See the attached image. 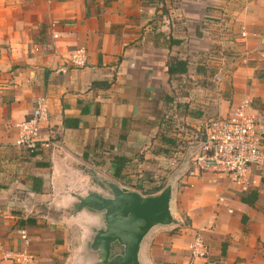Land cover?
Instances as JSON below:
<instances>
[{
  "label": "crops",
  "instance_id": "obj_1",
  "mask_svg": "<svg viewBox=\"0 0 264 264\" xmlns=\"http://www.w3.org/2000/svg\"><path fill=\"white\" fill-rule=\"evenodd\" d=\"M80 47L86 63L74 67ZM172 57L186 72L169 76ZM243 98L264 126V0H0V264H97L103 213L76 205L105 195L102 162L113 175L115 156L132 160L153 142L160 156L164 119L194 132ZM38 102L48 145L29 156L16 123ZM170 168L173 222L148 232L139 263L264 264V164L245 191ZM196 235L205 257L188 249ZM21 252L26 262L11 258Z\"/></svg>",
  "mask_w": 264,
  "mask_h": 264
},
{
  "label": "built area",
  "instance_id": "obj_2",
  "mask_svg": "<svg viewBox=\"0 0 264 264\" xmlns=\"http://www.w3.org/2000/svg\"><path fill=\"white\" fill-rule=\"evenodd\" d=\"M69 59L74 67L84 66L85 49H75ZM252 105L251 99L243 98L227 114L206 118L194 131L180 157L172 158L173 171L181 176L192 175L195 171L225 176L243 191L252 186L255 174L264 164V126L258 121ZM261 112L264 114V108ZM46 118L47 109L44 103L38 102L27 118L16 123L14 144L26 155L37 153L42 146L48 145L39 140L40 124ZM20 233L27 244L25 233ZM188 249L197 257H205L208 252L200 235L193 238ZM3 257L9 255L4 253ZM11 258L22 263L27 261L23 252L12 254Z\"/></svg>",
  "mask_w": 264,
  "mask_h": 264
},
{
  "label": "water",
  "instance_id": "obj_3",
  "mask_svg": "<svg viewBox=\"0 0 264 264\" xmlns=\"http://www.w3.org/2000/svg\"><path fill=\"white\" fill-rule=\"evenodd\" d=\"M103 183L109 196L90 192L76 205V209L103 213L104 227L95 231L90 243L99 253L97 264H140L138 254L144 237L153 227L173 222L172 186L168 183L156 194L142 195L111 181ZM116 246L121 251H115Z\"/></svg>",
  "mask_w": 264,
  "mask_h": 264
},
{
  "label": "rangeland",
  "instance_id": "obj_4",
  "mask_svg": "<svg viewBox=\"0 0 264 264\" xmlns=\"http://www.w3.org/2000/svg\"><path fill=\"white\" fill-rule=\"evenodd\" d=\"M210 86H212V90L216 91L220 88L217 83H212ZM176 109L173 111L176 112ZM168 112L169 111H166V113ZM167 119L168 122H165L167 123L165 135H167V137L168 135L172 137L174 143L172 145L162 144L163 146H158V144L155 145L156 150H166V153L160 154V156L153 155L151 153L154 150V146L151 149V146L154 144L153 142L151 145H149L150 147L145 145V148L140 149L138 152L136 151L133 159L128 162L126 168L123 170L122 178L115 179L112 175L110 163L106 164L105 162H102V166L106 167L107 169L102 171L103 173L100 174L101 177L108 181L117 183L122 187L135 190L140 194L141 192L153 190L154 188L163 184L166 186L172 176L170 168L172 166V158L174 157V159H176V157H180L181 153L183 152V148L187 145V142L191 139V137L194 136V132L191 131V126L187 124V122H185V120L180 116ZM164 121H166V119H164ZM177 123L178 125L176 126L175 124ZM146 140L148 143H150V135L146 136ZM157 140V142L160 143V135H158ZM170 159L171 161H168ZM95 163L98 162L95 161ZM97 177L99 176L94 174V186H96L98 183V181H96ZM138 186H140L141 189H137ZM102 192L106 196L110 195V192L107 189L103 190ZM53 216L56 217L58 215Z\"/></svg>",
  "mask_w": 264,
  "mask_h": 264
},
{
  "label": "trees",
  "instance_id": "obj_5",
  "mask_svg": "<svg viewBox=\"0 0 264 264\" xmlns=\"http://www.w3.org/2000/svg\"><path fill=\"white\" fill-rule=\"evenodd\" d=\"M170 64L168 65V74L170 77H172L174 74H182L184 72H186V62L184 60H181V59H178L176 57H172L170 59ZM167 122V121H164V123ZM162 125V128L160 130V141H162L164 144H169V145H172L174 143L172 137H170L168 135H165V132H166V124L165 123ZM263 147H264V140H263ZM162 151V152H161ZM166 153V150H162V149H158V154H164ZM130 160L126 157H118V156H115L113 158V164H114V171H113V176L115 178H122V173H123V170L126 168L128 162ZM162 188H164V184L163 185H160L156 188H154L153 190H150V191H145V192H141L142 195H153L157 192H159ZM137 189H141L140 186H138ZM252 196H254V194L251 193ZM250 195V196H251ZM221 255H224V248L222 249L221 251Z\"/></svg>",
  "mask_w": 264,
  "mask_h": 264
}]
</instances>
